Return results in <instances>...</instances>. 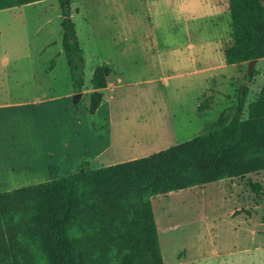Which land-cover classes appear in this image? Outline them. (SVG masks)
<instances>
[{
	"label": "rangeland",
	"instance_id": "1",
	"mask_svg": "<svg viewBox=\"0 0 264 264\" xmlns=\"http://www.w3.org/2000/svg\"><path fill=\"white\" fill-rule=\"evenodd\" d=\"M69 9L83 59L78 92L58 0L0 10V192L73 172L77 157L97 167L106 157L90 155L109 131L150 137L142 156L190 139L242 91L244 118L264 86V58L249 74L247 62L224 63L226 0H69ZM97 65L114 86L91 87ZM93 90L101 101L88 114ZM149 200L163 264H264V169Z\"/></svg>",
	"mask_w": 264,
	"mask_h": 264
},
{
	"label": "trees",
	"instance_id": "2",
	"mask_svg": "<svg viewBox=\"0 0 264 264\" xmlns=\"http://www.w3.org/2000/svg\"><path fill=\"white\" fill-rule=\"evenodd\" d=\"M40 0H0V10ZM60 47L70 86L83 85L82 55L69 0H58ZM226 65L264 58V0H226ZM106 65L89 83L105 87ZM219 112L199 134L145 156L86 168L0 192V264H163L150 197L264 169V86L246 104ZM101 93H89L93 114ZM201 105L197 106L200 109ZM253 192L256 186L250 185Z\"/></svg>",
	"mask_w": 264,
	"mask_h": 264
},
{
	"label": "crops",
	"instance_id": "3",
	"mask_svg": "<svg viewBox=\"0 0 264 264\" xmlns=\"http://www.w3.org/2000/svg\"><path fill=\"white\" fill-rule=\"evenodd\" d=\"M110 73H111V71H109V74ZM109 74H107L105 77V83L107 84L106 88H109L110 85L114 86V83H115V82H113L112 84L108 85V75ZM105 136H104V139H105L104 143L101 144L98 148H95V151H93V145L91 147V151H93V152L90 155V160L95 161V160H98L99 158H101L102 156L106 157V160H104V163H99L97 165V167L107 166V165L112 164V163L117 162V161L130 160V159H133L135 157L144 155V153L142 151H138L137 148L143 147L142 146L143 144H141L143 141L147 142L148 139H151L150 137L140 138L138 136L136 138L134 135H132L133 139H131V142H130L129 140H125V136H124L122 130H118V133H117L118 139H116L117 141L113 139V134L111 133V131L107 132V134ZM114 146L117 150H119V152L118 153H111V155H109L108 154L109 149L114 147ZM139 150H141V148ZM66 157L69 158V155H66ZM82 161H83V159L81 157H77V158L72 159V162L82 163ZM75 165H76V163H75ZM97 167H95V168H97Z\"/></svg>",
	"mask_w": 264,
	"mask_h": 264
},
{
	"label": "water",
	"instance_id": "4",
	"mask_svg": "<svg viewBox=\"0 0 264 264\" xmlns=\"http://www.w3.org/2000/svg\"><path fill=\"white\" fill-rule=\"evenodd\" d=\"M255 61H256L255 59H251V60L247 61V73L248 74L250 73L251 66L254 64Z\"/></svg>",
	"mask_w": 264,
	"mask_h": 264
}]
</instances>
